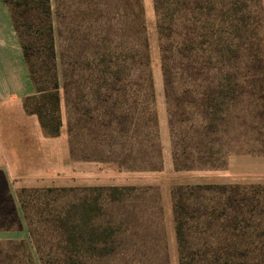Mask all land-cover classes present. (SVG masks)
<instances>
[{
  "label": "rangeland",
  "instance_id": "rangeland-1",
  "mask_svg": "<svg viewBox=\"0 0 264 264\" xmlns=\"http://www.w3.org/2000/svg\"><path fill=\"white\" fill-rule=\"evenodd\" d=\"M93 3L54 44L14 8L69 163L34 186L0 170V242L35 264H264L261 0Z\"/></svg>",
  "mask_w": 264,
  "mask_h": 264
},
{
  "label": "crops",
  "instance_id": "crops-1",
  "mask_svg": "<svg viewBox=\"0 0 264 264\" xmlns=\"http://www.w3.org/2000/svg\"><path fill=\"white\" fill-rule=\"evenodd\" d=\"M28 1L30 13L35 12L36 18L46 21L53 44L59 42L57 36L61 28H85L96 19L93 0H47L49 11L46 15L42 13L39 0ZM261 5L264 17V0ZM145 12L151 13L149 0H145ZM13 14V9L0 0V170L24 186H34L43 179H53V174L58 179L57 175L69 163V158L63 149V159H57L59 137H45L37 117L24 110V99L34 96L36 87L30 77L23 37L15 26ZM236 161L239 160L229 164L231 174H236ZM69 172L73 173L72 169ZM260 175L264 176V159H261Z\"/></svg>",
  "mask_w": 264,
  "mask_h": 264
},
{
  "label": "trees",
  "instance_id": "trees-1",
  "mask_svg": "<svg viewBox=\"0 0 264 264\" xmlns=\"http://www.w3.org/2000/svg\"><path fill=\"white\" fill-rule=\"evenodd\" d=\"M5 4L13 9L15 26L17 28L16 9L18 7H26L30 1L28 0H4ZM41 10L44 15L48 13L47 0H39ZM158 0H155L154 10L157 13ZM22 16V15H21ZM24 16V15H23ZM24 57L29 67L31 80L36 87V94L27 97L23 101V107L27 114L35 115L38 119L39 126L43 135L47 138H56L60 135L61 121L59 118L60 95L59 84L55 75L50 79V83L44 88L37 87V81L34 77L32 65L30 63V48L24 46ZM52 50V47H51ZM53 55V54H52ZM31 106H33L31 108ZM244 256H248V251L239 252ZM238 253V254H239ZM236 254V251L232 254ZM251 256L254 253L251 252ZM254 259V258H253ZM252 259V260H253ZM264 263V259H263ZM0 264H35L28 245L25 242H0ZM251 264H257L253 261Z\"/></svg>",
  "mask_w": 264,
  "mask_h": 264
}]
</instances>
